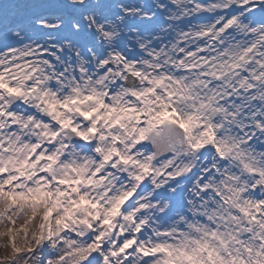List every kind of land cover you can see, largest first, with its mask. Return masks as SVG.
Returning <instances> with one entry per match:
<instances>
[{"label": "snow or ice", "instance_id": "1", "mask_svg": "<svg viewBox=\"0 0 264 264\" xmlns=\"http://www.w3.org/2000/svg\"><path fill=\"white\" fill-rule=\"evenodd\" d=\"M0 264H264V0H0Z\"/></svg>", "mask_w": 264, "mask_h": 264}]
</instances>
